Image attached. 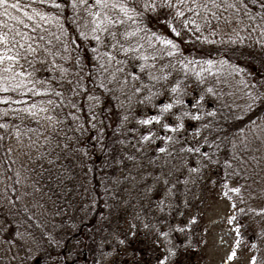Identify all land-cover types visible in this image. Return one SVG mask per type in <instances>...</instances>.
I'll return each instance as SVG.
<instances>
[{"label":"trees","instance_id":"obj_1","mask_svg":"<svg viewBox=\"0 0 264 264\" xmlns=\"http://www.w3.org/2000/svg\"><path fill=\"white\" fill-rule=\"evenodd\" d=\"M29 2L21 0V5ZM57 2L64 7L41 9L60 17L59 22L51 19L48 24L38 19L29 22L22 12L9 9L11 15L29 24L25 30L29 34L36 23L46 30L39 34L59 53L50 59L67 71L59 86L50 81L61 96L23 97L25 104L47 108L40 116L51 115L52 121L26 113H21L23 119L11 112L6 119L0 117V123L10 125L7 130L0 128V264H81L87 259L90 264H102L103 258L107 261L109 257L112 261L108 264H124L129 259L131 264H158L170 245L153 230V216L160 223L157 230L165 232L177 225L183 227L195 217L196 222L184 233L171 232L168 239L174 243L176 255L168 264L200 258L207 231L196 223L203 220L207 202L217 197L228 200L232 207L230 217L239 225L238 229L233 225L238 243L248 240L251 256L255 251L253 256L257 257L259 250L264 259L259 248L264 246V180L261 183V171L256 167L243 165L239 151L243 134L237 131L250 126V121L264 120V45L256 42L264 38L259 30L253 32L247 20V27L236 24L243 44L234 32L209 36L216 44L195 39L185 43L188 35L178 38L184 56L213 58L217 64L226 60L239 71L214 68L203 85L194 78L184 80V105L165 114L159 123L141 125V119L158 115L159 105L174 98L169 92L171 84L152 86V92L160 94L143 103L147 91L134 95L130 88L121 90L119 80L109 79L111 72L101 75L97 70L92 51L96 42L79 35L81 30L87 31L85 14L74 13L72 0ZM248 6L253 13L261 11L258 5ZM25 11L32 14L31 8ZM18 25V21L0 15V31L8 32ZM153 27L163 31L155 21ZM229 37L237 42L232 43ZM99 51L105 49L100 47ZM60 75L58 70L42 71L38 78ZM208 87L214 95L205 93ZM250 91L257 97L254 102ZM89 96L99 97V103ZM201 96L204 99L193 108ZM240 96L247 98L245 104ZM19 98L13 94V99ZM49 99L58 106L48 105ZM5 107L0 104V110ZM181 111L190 112L183 119L184 128L165 130L164 123L174 127L179 122L175 117ZM213 112L215 115L206 114ZM12 126L19 129V136ZM196 129H200L199 135ZM149 132L150 139L142 140ZM161 148L165 150L159 151ZM189 148H199L200 152L187 151ZM193 168L199 170L193 172ZM232 188L240 191L231 192ZM134 244L137 249H131ZM104 246L108 248L104 250Z\"/></svg>","mask_w":264,"mask_h":264},{"label":"snow or ice","instance_id":"obj_2","mask_svg":"<svg viewBox=\"0 0 264 264\" xmlns=\"http://www.w3.org/2000/svg\"><path fill=\"white\" fill-rule=\"evenodd\" d=\"M249 3L258 5L261 11L253 13L248 6ZM48 5H51L53 10L64 7V4L58 3L57 0H30L23 6L21 0H14L11 3L9 0H0V10H2L0 15L8 16L9 19L16 20L19 25L23 26L22 29H19L18 25L17 28L8 32L0 31V94H3L0 95V104L6 105L3 110H0V117L6 119L11 112L13 116L20 119L24 118L21 113H26L31 118L53 120L51 115L40 116L41 113L48 111L47 108H38L36 103L25 104L23 97L24 94L35 97L46 93L61 96V93L52 87L50 81L55 80L59 86V81L63 79V74L67 69L58 65L55 59H50L59 53L53 52L49 47L51 41H45V37L39 34L41 31H46L39 23L33 24L29 34L25 31L29 28V24L25 23L20 16H13L9 12V9L18 10L29 22L36 19L44 24H48L51 19L59 22L58 15L54 16L52 12L41 10ZM27 8H31V15L25 11ZM71 8L74 13L82 11L85 14L84 27L87 31L81 30L79 35L96 42L97 47L92 51L96 53L94 59L97 60V70L101 75L111 72L109 79L113 82L119 80L120 89L130 88L134 95L147 91L148 95L143 97L141 103L151 102L156 95L160 94L152 92V86L163 87L164 84H171L169 92L174 98L159 105L158 115L141 119L139 121L141 125L159 123L165 114H170L177 106L184 105L185 87L182 86L184 80L194 78L198 84L203 85L206 82V76L214 74L213 69L217 60L204 56L198 59L184 56L177 43L178 38L188 35L185 43L195 39L202 44H216V40L208 37L218 36L221 24L231 25L235 21L237 25L247 27L248 25L244 24L245 20L253 25V32L259 30L260 37L264 38V0H72ZM153 21L159 24L163 31L154 30ZM205 32L208 36L204 35ZM233 32L243 44L244 38L240 37L239 31L234 28ZM237 39L229 37L232 43H236ZM256 42L264 45V39H258ZM100 47L105 49L103 53H100ZM61 59L65 58L61 57ZM113 62H115L114 65ZM219 62L227 63L226 60ZM57 70L61 73L60 77L38 78L42 71L56 72ZM233 71H239V69L234 67ZM177 74H180L179 79L175 78ZM173 79H175L174 83H172ZM100 87L103 88L105 85L102 83ZM204 91L208 94H215L211 87ZM13 94L21 98L13 99ZM249 95L253 102L257 99L251 91ZM93 99L99 103V97L89 96V100ZM203 99L204 96H201L192 107L196 108ZM14 104L21 105V107L13 108ZM47 104L52 107L58 106L51 99L47 101ZM206 114L215 115L214 112ZM189 115V111L179 112L175 117L179 122L174 127L169 123H164V129L179 131L184 128V117ZM199 118V116H191L194 120ZM250 125L252 129L258 128L255 121H250ZM9 127L8 123H0L2 129L7 130ZM12 127L15 134L19 136V129ZM203 127L207 128L208 125H203ZM237 131L243 134L245 129L241 128ZM199 133L200 129H196V134L199 135ZM150 137L149 132L141 139L147 141ZM166 139L171 140V137ZM164 150L159 149L161 152ZM187 151L200 152V149L189 148ZM202 155L208 156L207 153ZM198 170L197 168L191 169L193 172ZM230 191L238 193L240 189L232 188ZM261 212H264V209ZM233 220L234 217H229L228 223L232 224ZM195 222L196 218L192 217L183 227L177 225L170 228L168 232L158 230V234L168 245H171L172 242L168 239L171 232L184 233L185 229ZM236 228L238 229L239 225H236ZM255 247L256 245L253 244V248ZM165 251L166 254L158 260V264H168L169 259L176 255V249L171 246ZM235 255V251L230 253L228 260H232ZM256 259L255 256L251 257L250 264H254Z\"/></svg>","mask_w":264,"mask_h":264},{"label":"rangeland","instance_id":"obj_3","mask_svg":"<svg viewBox=\"0 0 264 264\" xmlns=\"http://www.w3.org/2000/svg\"><path fill=\"white\" fill-rule=\"evenodd\" d=\"M236 27L235 21L232 22L231 25L222 24L220 27V34H233V29ZM235 64L229 63H218L215 68H234ZM228 90L227 94H229L231 89V84L228 81ZM243 91V90H242ZM232 93V92H231ZM243 94H246L243 91ZM234 96V95H233ZM243 99V104L246 103L247 98L245 96H240ZM258 128L252 129L251 125L245 128V132L241 138V144L239 151L241 155V160L244 163L243 165L246 168H257L261 171L260 180L263 183L264 180V120L256 122ZM247 145V147H245ZM239 146V145H238ZM244 150L245 152H243ZM243 152V153H242ZM247 155V157H244ZM264 186V184H263ZM263 190V188H262ZM263 198V206H264V194ZM134 205V204H133ZM206 210L204 213V218L202 221H198L196 225L198 227L204 228L207 234L205 236L206 245L200 251L201 257L190 259H182L177 260V264H250L251 257L254 255L255 251H252L253 255L249 251V242L248 240L244 241L243 244H239L237 239L235 238L236 234L233 231V225H236L235 217L234 222L232 224L228 223V219L231 215L232 207L230 203L226 199H221V197H217L212 202H207L205 206ZM239 208L237 207V211ZM131 212H134V207ZM153 223L155 225L154 231H158L157 228H160V223L156 221V216L152 217ZM130 226H134L133 221H130ZM133 229V228H132ZM229 230L231 233H229ZM228 233V234H227ZM231 236L234 238L232 239ZM119 242V241H118ZM120 243V242H119ZM151 243H148L150 246ZM171 247L174 248V243H171ZM137 245L131 246V249H137ZM107 246H104V250L107 249ZM256 248V247H255ZM262 252H264V246L259 247ZM177 249L180 250L181 247L177 246ZM121 250V249H120ZM257 250V249H256ZM233 251L236 252L235 257L232 260H228V256ZM258 251V259L257 264H264V259L260 257V251ZM127 254V252H125ZM128 258V257H125ZM133 259V258H132ZM175 259V258H173ZM171 259V260H173ZM130 260V259H129ZM126 261L124 264H131V261ZM107 261L111 262L112 257H109ZM105 258H103L102 264H108ZM255 261V262H256ZM175 262L174 260L172 263ZM81 264H90V260L87 259ZM171 264V263H170Z\"/></svg>","mask_w":264,"mask_h":264}]
</instances>
